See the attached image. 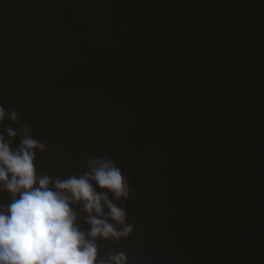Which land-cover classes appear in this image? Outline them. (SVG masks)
I'll return each mask as SVG.
<instances>
[{"label": "water", "instance_id": "1", "mask_svg": "<svg viewBox=\"0 0 264 264\" xmlns=\"http://www.w3.org/2000/svg\"><path fill=\"white\" fill-rule=\"evenodd\" d=\"M0 105L39 173L108 157L130 181L133 231L100 258L264 264V0H0Z\"/></svg>", "mask_w": 264, "mask_h": 264}, {"label": "clouds", "instance_id": "2", "mask_svg": "<svg viewBox=\"0 0 264 264\" xmlns=\"http://www.w3.org/2000/svg\"><path fill=\"white\" fill-rule=\"evenodd\" d=\"M6 119L20 123L16 109L0 105V125ZM6 132L8 138L0 134V191L10 194V203L0 205V264H127L123 252L100 258L97 243L119 241L133 231L118 205L133 189L116 162L85 156L88 168L79 175L52 177L38 172L36 150L48 149L26 124L19 133L11 126ZM77 208L87 213V231Z\"/></svg>", "mask_w": 264, "mask_h": 264}, {"label": "rangeland", "instance_id": "3", "mask_svg": "<svg viewBox=\"0 0 264 264\" xmlns=\"http://www.w3.org/2000/svg\"><path fill=\"white\" fill-rule=\"evenodd\" d=\"M175 137H176V133H175V131H173V134H172L170 141H169V147H172ZM206 148H207V150H205V151L203 150V151L197 153L195 158L208 159L211 161H215V158H216L215 150L208 145L206 146Z\"/></svg>", "mask_w": 264, "mask_h": 264}]
</instances>
